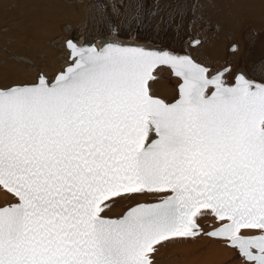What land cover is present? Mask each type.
<instances>
[{
    "label": "snow or ice",
    "instance_id": "6c2138e0",
    "mask_svg": "<svg viewBox=\"0 0 264 264\" xmlns=\"http://www.w3.org/2000/svg\"><path fill=\"white\" fill-rule=\"evenodd\" d=\"M66 47L54 79L0 88V264H155L206 213L207 236L264 264V82L167 51ZM161 66L180 81L172 103L151 93ZM144 194L163 195L103 215Z\"/></svg>",
    "mask_w": 264,
    "mask_h": 264
},
{
    "label": "bare ground",
    "instance_id": "6f19581e",
    "mask_svg": "<svg viewBox=\"0 0 264 264\" xmlns=\"http://www.w3.org/2000/svg\"><path fill=\"white\" fill-rule=\"evenodd\" d=\"M26 1L27 0L20 2L19 5L18 1L13 4L16 5L15 7H29L33 4ZM146 1L148 3L150 0ZM171 1L172 0H155V5H158V8H163L165 4ZM58 2L55 4V8L57 7V14H55L56 17L54 16L52 20L56 21V19H61L63 21L67 19L73 22L75 26L71 25V27L70 25L68 26V24H61L64 30L60 31L61 34L57 33L61 35V38L57 46L53 44L54 49H52L53 47L51 48L50 45V47L47 46V44L50 43L49 41L46 42L47 44L40 43L39 41H41L40 39L43 37L50 38L51 35H55L56 31L59 30H57V26H53V32H51V30L47 32L49 29L47 30L46 26V28L43 27V25L38 27L40 26L38 22H41V20H35V15H37V13L34 15V19L32 17L31 19L23 17L21 20L14 22L12 21L16 19H11V23L15 26V30H13V25L10 27L11 23L7 24L10 34H5V37L11 39L15 33L18 37L16 36L17 38L14 37L13 39L17 40V42L19 41V36L22 35L23 39H20H22L23 42L25 38H30L29 40L32 39L34 43L32 46H30L29 43V45H27L26 41L23 45L22 43L18 44V49L15 48L13 57H11L12 60H8V64H5L7 66L5 68L4 77H15L19 78L20 81L22 80V82L26 81L28 83H33L39 71L46 77L52 78L59 69L70 63L68 60L69 49L65 47L64 42L66 41L67 35H69L68 32L71 31L72 34L75 30L78 33L77 44L84 41L86 37H94V42L96 41L94 45L99 48L103 43L102 38L106 34L110 37L116 34L136 40V42L133 44L127 41L128 39L120 41L119 43L113 42L114 40H112V38L116 39L114 36L106 42V45L114 44L122 47H141L149 51H171L177 55L186 54L198 64L207 67L210 74L216 71L218 72L219 69L223 67L224 69H228V71L224 72V78L228 82H232V77L236 73L239 75L245 73L248 75L247 77L252 78L257 83L264 82V0H177L179 9L176 10V8H173L175 10H171L170 15L167 13L168 15L166 16L163 12L160 13L161 10L158 8L154 10L150 9L152 1L148 4L149 7L143 5L144 0H64V2L68 3V5L65 3L66 6L57 4ZM62 7L65 9H62ZM153 7L152 4V8ZM75 8H77V14H75L78 16V19L72 17L70 14L71 11L73 12L72 9ZM61 9L62 11H60ZM26 14H28V12ZM33 14L34 13L31 15ZM38 15L39 17L41 16L40 14ZM44 15L41 17H44ZM175 17L177 18V26L173 25ZM4 18L7 19L6 16ZM32 19L34 21H32ZM170 19L172 20L170 21ZM52 20L51 22H53ZM8 22L9 20L4 21L0 19V23ZM48 23L49 22H46L47 25ZM57 24L60 25L59 22ZM193 37H199L201 43L199 45L194 44L196 45L195 47H190L194 46L190 44L192 39H194ZM43 39L46 40L47 38ZM9 41L6 40V42ZM232 41L237 44L229 45L228 51H232L231 53H233L234 49L235 52L226 55L224 52L225 46ZM9 43L12 44V42ZM20 45L24 47L22 51L20 50L19 52ZM34 57H40L42 61L37 62L35 61L36 59L34 60ZM155 76L156 79L150 81L152 95L161 98L165 102H170L175 99L178 95L177 86L180 83L179 79L171 75V70L166 66H161L155 72ZM162 195L163 194H144L136 195L130 199L117 198L115 203H113L110 208L106 209L103 215L108 217L117 216L122 213L126 205L134 206L140 202L157 201ZM10 199V196L0 191V206L4 205ZM206 222L211 223V226L206 225V227H204L203 223ZM197 223L199 228L202 229V232L220 224L211 217L210 213L197 217ZM202 234L204 235V233ZM202 234L200 233V235L196 237L182 238L183 240H178L174 245V241L172 240V253L178 258L181 257L183 264L199 263L200 259L196 261L193 257L189 259L188 257L194 252L193 249L200 245H198L197 240L194 238L197 239L199 236L203 237ZM200 243H202V241ZM219 243L223 244L222 240L221 242L219 241ZM205 244L207 243L205 242ZM186 245H189L188 248L193 251L190 255ZM180 246L183 247V250H180ZM219 246L220 244L212 243L207 244L203 250L201 246L200 249H197V247V251L194 252V257L199 250V252L202 251V253H204V257H200L201 261H205L206 264H227L228 258L224 253L226 250L224 247V249L219 248ZM165 247L163 249H165ZM169 248L171 247L169 246ZM231 250L233 249L231 248ZM165 252H168V250H165L163 253L165 254ZM169 252L171 251L169 250ZM169 254L171 255V253ZM233 254H235V252H233ZM235 259L238 262L237 257L232 258V261H230L232 263L236 262ZM173 262L175 261H172V264ZM242 263L244 264V261ZM175 264L180 263L177 262Z\"/></svg>",
    "mask_w": 264,
    "mask_h": 264
},
{
    "label": "rangeland",
    "instance_id": "374dc122",
    "mask_svg": "<svg viewBox=\"0 0 264 264\" xmlns=\"http://www.w3.org/2000/svg\"><path fill=\"white\" fill-rule=\"evenodd\" d=\"M1 1H3V2H1ZM18 1V5H19V3L20 2H23L24 0H11V2H10V0H6V2H5V0H0V19L1 20H4V21H8L9 20V22L8 23H0V41L2 42H0V85H1V88H5V87H8V86H10V85H15V84H23V83H28V82H26V81H23L22 82V80L20 81V79L19 78H15V77H4V74H5V68H6V66L7 65H5V64H8V60H12L11 59V57H13V54H14V52H15V48L16 49H18V44H21L22 43V45H23V43H25V41H26V44L27 45H29L30 44V46H32V44L34 43V41L31 39V40H29L30 38H25L24 39V42H23V36L21 35V36H19V41L17 42V40H14L13 38L15 37V38H17L18 36L14 33V35H13V37L10 39L9 37H5V34H10V32H9V26L7 25V24H10L11 23V21L13 20V19H16V20H13L12 22H14V21H19V20H21L23 17L24 18H26V19H31V17L34 19V17L36 18L35 20H41V22H38L39 24H40V26H38V27H41L42 25H43V27H47V32H49L50 30H51V32H53L52 31V29H53V26L54 27H56L57 28V30H59V31H56V33H55V35L53 34V35H51L50 36V38L52 37V38H54L55 36V38L54 39H50L49 37H43V38H49L48 40L46 39V40H44L43 38L42 39H40L41 41H39L40 43H43V44H47L46 42H50V43H48L47 44V46L48 47H50L51 46V48L53 47V44H55V46H57L58 45V42H59V40H60V38H61V35H59V34H57V33H60L61 34V32L60 31H63L64 30V27L62 26V25H66V24H68V26L70 25H72V26H75L74 24H73V22H71V21H69V20H61V19H56V21H53L52 20V18L55 16V14H57V7L55 8V4H56V2H58L57 4H62V5H64V6H66V5H68V3L67 2H64V0H27L26 2H28V3H33L31 6H23V7H15L16 5L15 4H13V3H15V2H17ZM151 1H152V3H151ZM5 2V3H4ZM63 2V3H62ZM146 2V3H145ZM154 2V3H153ZM9 3V4H8ZM65 3H66V5H65ZM107 3V2H106ZM151 3V4H150ZM49 4V5H48ZM148 4H150V9H152V10H154L155 8H158V5H155V0H150L148 3H147V1L146 0H144V3H143V5L144 6H148L149 7V5ZM152 4H153V8H152ZM179 3L177 2V0H172L170 3H167V4H165L164 6H163V8H161V7H159L158 9H160L161 11H160V13H162L163 12V14L166 16V15H170V11L171 10H175V9H173V8H176V10H178L179 9V5H178ZM69 5H71V4H69ZM73 6V5H72ZM76 6V5H75ZM169 6V7H168ZM26 7H28V8H30V9H28V8H26ZM33 7V8H32ZM105 7V6H104ZM25 8V9H24ZM50 8V9H49ZM73 8H74V6H73ZM166 8V9H165ZM18 11H17V10ZM54 9V10H53ZM62 9H65V8H63L62 7ZM62 9L60 10V11H62ZM24 10V11H23ZM50 10V11H49ZM73 10V12L71 11V10H69V11H71L70 12V14H71V16L72 17H74V18H76V19H78L77 17V8H75V9H72ZM14 11V12H13ZM17 11V12H16ZM20 12H22V13H20ZM28 12V14H26ZM44 12V13H43ZM53 13V14H51V13ZM17 13V14H16ZM32 13H34L33 15H31ZM37 13V15H35ZM46 13V14H45ZM50 13V14H49ZM76 13V14H75ZM168 13V14H167ZM38 14H40L41 16H43L44 14V17L46 18H44V17H39V15ZM31 15V16H30ZM35 15V16H34ZM159 15V14H158ZM6 16V18L7 19H5L4 17ZM12 16V17H11ZM18 16V17H17ZM48 16V17H47ZM163 16V15H162ZM3 17V18H2ZM27 17H29V18H27ZM56 17V16H55ZM9 18V19H8ZM12 19V20H11ZM32 19V21H34ZM51 20L53 21V22H51ZM172 19H170V21H171ZM32 21H30V22H32ZM49 22L48 23V25L46 24V22ZM45 22V23H44ZM59 22V24L62 26H60V25H58L57 23ZM177 18L175 17V19H174V23H173V25L174 26H177ZM44 23V24H43ZM12 25H13V23H11L10 24V27H12ZM71 26V27H72ZM77 26V25H76ZM45 27V28H46ZM15 28V26L13 25V30H15L14 29ZM67 29V28H66ZM46 30V29H45ZM54 31H55V29H54ZM68 34L69 35H67V37H66V40L70 37V34H71V31L70 32H68ZM17 36V37H16ZM7 38V39H6ZM20 38H22V39H20ZM193 38H197V39H199V44L201 43V39L199 38V37H193ZM57 39H58V41H57ZM6 40H10L9 42H12V44H10L9 42H6ZM77 40H78V38L75 40L76 42H77ZM191 40V39H190ZM22 41V42H21ZM57 42V43H56ZM96 42V41H95ZM17 43V44H16ZM29 43V44H28ZM185 43V42H184ZM231 43V44H230ZM229 44H227L226 46H225V49H224V52H225V54L227 55V54H233L234 52H235V50H233V53H231L232 51H228V49H229V47L232 45V44H237L236 42H234V41H232V42H230ZM199 44H196V45H199ZM6 45V46H5ZM50 45V46H49ZM196 45H194V46H190V47H195ZM230 45V46H229ZM23 47L24 46H21L20 45V47H19V52H20V50L22 51V49H23ZM52 49H54V47L52 48ZM227 52V53H226ZM42 53V52H41ZM19 54V53H18ZM43 54V53H42ZM4 57H3V56ZM2 58V59H1ZM4 58H5V60H4ZM36 59V60H35ZM39 59V60H38ZM34 60L35 61H37V62H41L42 60L40 59V57L38 58V57H34ZM6 62V63H5ZM25 68H26V66H25ZM219 71H224V67L222 68V69H219ZM218 71V72H219ZM217 72V71H216ZM215 72V73H216ZM214 74V73H213ZM171 75H172V73H171ZM212 75V74H211ZM174 76V75H173ZM31 82V81H30ZM14 83V84H13ZM177 89H178V86H177ZM178 96V95H177ZM176 96V97H177ZM156 97V96H155ZM161 99V98H160ZM162 198V197H161ZM160 198V199H161ZM160 199H158L157 201H159ZM151 202H153V201H151ZM124 206H125V204H124ZM132 206V205H131ZM130 205H126L125 206V208H124V210H126V208L128 209L129 207H131ZM124 210L122 211V213L124 212ZM121 213V214H122ZM121 214H119V215H117V216H120ZM211 215V214H210ZM211 217L212 218H214L215 219V217L214 216H212L211 215ZM216 220V219H215ZM217 221V220H216ZM217 222H219V221H217ZM220 223V222H219ZM205 224V225H204ZM206 225L207 226H211V223H203V226L204 227H206ZM218 225H220V224H217V225H215V227H217ZM215 227H213V228H215ZM211 229V228H210ZM207 231V230H206ZM205 231V232H206ZM205 232H202V230L200 231V233L202 234V233H204V235H203V237L202 236H199L197 239L196 238H194L195 240H197V243H198V245L199 246H197L196 248L197 249H200V246H201V248H202V250L204 249V247H206L207 246V244H220V246H219V248H222V249H224L225 248V250H226V252H224L225 253V255L227 256V260L229 261H227V264H238V263H240V264H243L242 262H243V259L241 258V257H239V255H238V253L234 250H231V247H229L222 239H217V238H214V239H216V240H214L213 238H211V237H209V236H206V234H205ZM207 237V238H206ZM211 238V239H210ZM175 239V238H174ZM173 239V241H174V243H173V245L176 243V242H178V240L179 241H181V240H183L182 238H176L175 240ZM208 239V240H207ZM221 240H222V242H223V244L222 243H219V241L221 242ZM202 241V243H200ZM207 241H209V242H207ZM172 240L170 241V244H169V242H165L164 244H163V246L165 247V249H163L164 247L163 246H160V248L158 249V252L155 254V257H154V259H155V262H156V264H172V261H175V262H173V264H175V263H180V264H183V261H182V258L180 257V258H178L177 256H175L173 253H172V250L171 249H173V245H172ZM196 242V241H195ZM203 242H204V244H203ZM205 242L207 243V244H205ZM203 246H202V245ZM222 244V245H221ZM169 246L171 247V248H169ZM163 247V248H162ZM186 247H187V250L189 251V255L193 252V251H191L192 249H190V248H188L189 247V245H186ZM224 247V248H223ZM183 247H181L180 246V250H183L182 249ZM192 248V247H191ZM196 248L195 249H193L194 250V252H196L197 250H196ZM227 248V249H226ZM163 250V251H162ZM167 251L168 250V252H165V254L163 253L164 251ZM169 250L171 251V252H169ZM231 250V251H230ZM194 252L188 257V259L189 258H192L193 257V259H196V261H199V259H200V261H199V263L200 264H206L205 263V261H201V257H204V253H202V251H200L199 252V250H198V253H196V255H195V257H194ZM228 252H230V253H228ZM233 252H235V254H233ZM169 253H171V255L169 254ZM164 254V255H163ZM198 254V255H197ZM202 254V255H201ZM229 254H230V256H231V258H230V256H229ZM173 255V256H172ZM193 255V256H192ZM171 256H172V258H171ZM201 256V257H200ZM205 256H206V254H205ZM233 256H235V257H237L238 258V262H237V260H236V262H231L232 261V258H235V257H233ZM197 257V258H196ZM199 257V258H198ZM230 258V259H229ZM160 259V260H159ZM231 260V261H230ZM234 260V261H235ZM167 261H169V262H167ZM180 261V262H179ZM204 262V263H203ZM198 262L196 263H194V264H199Z\"/></svg>",
    "mask_w": 264,
    "mask_h": 264
},
{
    "label": "water",
    "instance_id": "95a60500",
    "mask_svg": "<svg viewBox=\"0 0 264 264\" xmlns=\"http://www.w3.org/2000/svg\"><path fill=\"white\" fill-rule=\"evenodd\" d=\"M115 36V38L116 39H114V38H112V37H114ZM78 37V33L74 30L73 32H72V34H71V36L64 42V45H65V47H66V42L69 40V39H71V40H73V42L77 45V46H83V47H95V48H97L94 44H95V42H94V37H86L85 39H84V41H82L80 44H77L76 43V38ZM112 37H110L109 35H105L102 39V41H103V43L99 46V48H102V47H105V46H107L106 45V42H108V40H110L111 38H112V40H114L113 42H120V41H125V40H127L128 38H126V37H122V36H118V35H116V34H113V36ZM124 39V40H123ZM198 39H196V38H194V39H192V41H191V43L190 44H192V45H194L195 43H194V41H197ZM127 41H129V42H131V43H133V44H135V42H136V40H133V39H128ZM156 51H158V50H156ZM169 53H171V54H173V55H177L176 53H174V52H169ZM177 56H188V55H186V54H180V55H177ZM189 57V56H188ZM191 58V57H190ZM192 59V58H191ZM68 60H69V55H68ZM193 60V59H192ZM70 61V60H69ZM194 61V60H193ZM71 62V61H70ZM195 62V61H194ZM197 63V62H196ZM198 64V63H197ZM202 66V65H201ZM64 67H67V65H65ZM64 67H62L61 69H63ZM61 69H59V70H61ZM58 70V71H59ZM58 71L54 74V76L52 77V78H48L49 80H52V79H54V77H55V75L58 73ZM217 73V72H216ZM216 73H214V74H212V75H215ZM244 74V76L246 77V78H248V79H251L252 81H254L252 78H250V77H247L248 75L247 74H245V73H243ZM242 74V75H243ZM239 74L238 73H236L233 77H232V82H228V81H226L225 80V78H224V80H225V82L226 83H228L229 85H231V84H234L235 83V77L236 76H238ZM255 82V81H254ZM34 83V82H33ZM257 83V82H256ZM23 84H31V83H23ZM23 84H15V85H23ZM10 86H14V85H10ZM10 86H8V87H10ZM1 88V87H0ZM6 88V87H5ZM157 98H159V97H157ZM176 98H178V96L176 97ZM175 98V99H176ZM175 99H173L172 101H170V102H167V103H172V102H174V100ZM157 202H159V201H153V202H140V203H157ZM137 204H139V203H137ZM136 205V204H135ZM134 205V206H135ZM3 206V205H2ZM134 206H132V207H134ZM128 210V209H127ZM127 210H125L124 212H126ZM123 212V213H124ZM123 213L121 214V215H123ZM120 215V216H121ZM120 216H112V217H108V216H106V217H108V218H118V217H120ZM220 226V225H219ZM219 226H217V227H219ZM217 227H215V228H217ZM215 228H211V229H208L205 233H207V232H209V231H213ZM202 229L200 228V231H201Z\"/></svg>",
    "mask_w": 264,
    "mask_h": 264
}]
</instances>
